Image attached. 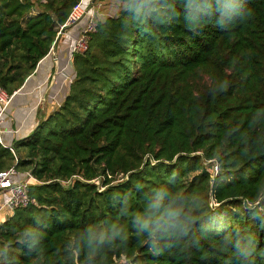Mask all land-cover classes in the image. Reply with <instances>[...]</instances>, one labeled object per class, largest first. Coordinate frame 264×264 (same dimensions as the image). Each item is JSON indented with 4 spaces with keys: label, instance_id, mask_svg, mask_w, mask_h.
<instances>
[{
    "label": "trees",
    "instance_id": "16d2710c",
    "mask_svg": "<svg viewBox=\"0 0 264 264\" xmlns=\"http://www.w3.org/2000/svg\"><path fill=\"white\" fill-rule=\"evenodd\" d=\"M79 1L0 0L9 94ZM119 1L61 106L0 142L36 178L0 264H264V0Z\"/></svg>",
    "mask_w": 264,
    "mask_h": 264
},
{
    "label": "crops",
    "instance_id": "0c3cea01",
    "mask_svg": "<svg viewBox=\"0 0 264 264\" xmlns=\"http://www.w3.org/2000/svg\"><path fill=\"white\" fill-rule=\"evenodd\" d=\"M81 27H73L59 40L58 47L41 60L25 85L13 96L2 123L4 145L11 146L15 139L29 135L41 119L58 109L65 100L70 80L75 77L71 55L75 36L79 35ZM3 200L0 199V222L11 214L9 209L1 208Z\"/></svg>",
    "mask_w": 264,
    "mask_h": 264
},
{
    "label": "built area",
    "instance_id": "2783aa9c",
    "mask_svg": "<svg viewBox=\"0 0 264 264\" xmlns=\"http://www.w3.org/2000/svg\"><path fill=\"white\" fill-rule=\"evenodd\" d=\"M90 5L92 0H88ZM87 0H80L72 9L69 18L63 24L59 25L58 36L51 48V52L55 50L56 43L59 40V35L63 29L68 28L69 26L76 24L80 21L81 17L84 14L88 15V21L86 27L80 31V35L77 37L75 44L72 50V58L75 53H84L89 48V38L90 34L96 31L98 22L94 21V14L90 12V6H86ZM9 94L4 88L0 86V142L3 143L2 135L4 129L2 128V123L4 122V113L8 108L13 96L15 93ZM13 152L14 149L12 146H8ZM18 159V158H17ZM213 173L214 175L218 174L219 166L216 163H213ZM36 178L33 175L32 171H27L21 173L16 164L10 168L3 169L0 171V192L4 195V200L1 208H7L10 210V213L13 214L17 208L26 207L30 204L31 197L29 194V188L33 181ZM10 214V215H11Z\"/></svg>",
    "mask_w": 264,
    "mask_h": 264
},
{
    "label": "rangeland",
    "instance_id": "374dc122",
    "mask_svg": "<svg viewBox=\"0 0 264 264\" xmlns=\"http://www.w3.org/2000/svg\"><path fill=\"white\" fill-rule=\"evenodd\" d=\"M123 5H124V3L119 1V0H95L94 2H92L91 5H90V2L88 0L86 2V6H90V9H91L90 12H92L94 14V21L95 22H98V20H104L109 16L117 15L119 13L120 9L123 7ZM34 14L35 13L32 12L30 15H34ZM87 21H88V15L84 14L78 23L73 24V25L69 26L68 28L63 29L61 31V33L59 35V40L60 39L62 40L64 37H66L71 32L70 30L77 25L82 26L81 30H83L86 27V25L88 24ZM79 35H80V33H79ZM77 37L75 36V40L77 39ZM59 40L55 45L56 48L58 47ZM72 60H73V58H72ZM74 72H75V70H74ZM70 81H73V80H70ZM212 165H214L213 162H212L211 166ZM3 197H4V195L0 192V199H2Z\"/></svg>",
    "mask_w": 264,
    "mask_h": 264
},
{
    "label": "water",
    "instance_id": "95a60500",
    "mask_svg": "<svg viewBox=\"0 0 264 264\" xmlns=\"http://www.w3.org/2000/svg\"><path fill=\"white\" fill-rule=\"evenodd\" d=\"M93 2L95 1V0H92ZM212 183H213V181H212Z\"/></svg>",
    "mask_w": 264,
    "mask_h": 264
}]
</instances>
